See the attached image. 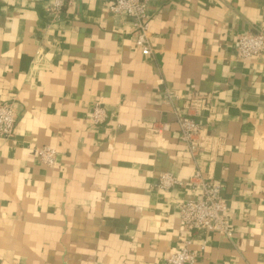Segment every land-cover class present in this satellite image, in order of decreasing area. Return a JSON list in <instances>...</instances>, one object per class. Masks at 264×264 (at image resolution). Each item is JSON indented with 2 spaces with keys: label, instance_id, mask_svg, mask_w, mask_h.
I'll use <instances>...</instances> for the list:
<instances>
[{
  "label": "crops",
  "instance_id": "1",
  "mask_svg": "<svg viewBox=\"0 0 264 264\" xmlns=\"http://www.w3.org/2000/svg\"><path fill=\"white\" fill-rule=\"evenodd\" d=\"M111 4L73 0L50 25L47 0H0V103L17 104L0 139V264H162L188 238L206 240L196 264H264V54L236 59L239 35L264 34V0H153L151 56ZM191 115L194 159L178 125ZM198 169L222 185L231 239L181 223ZM166 172L185 186L158 189Z\"/></svg>",
  "mask_w": 264,
  "mask_h": 264
},
{
  "label": "built area",
  "instance_id": "2",
  "mask_svg": "<svg viewBox=\"0 0 264 264\" xmlns=\"http://www.w3.org/2000/svg\"><path fill=\"white\" fill-rule=\"evenodd\" d=\"M73 0H47V14L50 25L59 23L64 8ZM153 0H112L110 11L115 16L126 15L132 22L136 34V45L143 56H151L153 49L150 39L149 8ZM264 54V34L248 32L237 37L236 59L248 61ZM168 98L172 95L168 94ZM106 112L100 102L95 103L91 119L95 125L106 120ZM17 122V104L15 101L0 103V139L11 140L15 136ZM179 138L194 159L204 148V129L191 115L178 121ZM37 159L47 167L57 163L58 151L49 146L35 149ZM187 184L191 197L179 206L181 223L188 231H196L203 237L210 233H219L228 239L233 231L226 217L227 203L222 196V185L218 181L204 176L198 169ZM185 184L173 173H162L158 179V189L170 190ZM198 249H193V240L185 239L179 247L164 258L162 264H196L201 251L206 248L205 238Z\"/></svg>",
  "mask_w": 264,
  "mask_h": 264
}]
</instances>
